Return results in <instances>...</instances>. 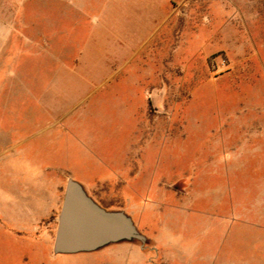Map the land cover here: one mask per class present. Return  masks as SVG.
I'll return each instance as SVG.
<instances>
[{"label":"rangeland","instance_id":"374dc122","mask_svg":"<svg viewBox=\"0 0 264 264\" xmlns=\"http://www.w3.org/2000/svg\"><path fill=\"white\" fill-rule=\"evenodd\" d=\"M260 159L264 0H0V264H264ZM68 179L144 245L54 253Z\"/></svg>","mask_w":264,"mask_h":264},{"label":"water","instance_id":"95a60500","mask_svg":"<svg viewBox=\"0 0 264 264\" xmlns=\"http://www.w3.org/2000/svg\"><path fill=\"white\" fill-rule=\"evenodd\" d=\"M139 241L144 238L121 211H105L68 179L62 196L53 239L54 253L92 252L109 243Z\"/></svg>","mask_w":264,"mask_h":264},{"label":"crops","instance_id":"0c3cea01","mask_svg":"<svg viewBox=\"0 0 264 264\" xmlns=\"http://www.w3.org/2000/svg\"><path fill=\"white\" fill-rule=\"evenodd\" d=\"M260 162H261V167H260V172H259L260 174L258 175L259 176V185L257 187L258 191L253 192V193H255V195H258V198H259L258 201H257L256 213L258 215L257 227L259 229V239H260V242L262 243V242H264V176L261 173L262 172L261 169H262V165H263L261 159H260ZM229 174L230 173H225L224 176H226L227 179H229ZM211 176L215 178V177H220L221 175L218 172H214V173L211 174ZM138 179H139V175H135L134 177H132V181L135 180L136 182L135 183L132 182L131 185L130 184H126V185L129 186L133 190L135 184H136L135 187L138 186ZM116 189H117V187H116ZM250 190H252V189H250ZM250 190L246 191L245 188H241V189H237V191L232 189V192L234 193L233 194V196H234L236 194L237 195H241V193H242V195L245 194V193L249 194V193H251ZM217 191L219 192V189ZM173 193L175 194V196H178V194L175 191H173ZM213 202H215V204H217L219 201L216 200V201H213Z\"/></svg>","mask_w":264,"mask_h":264}]
</instances>
